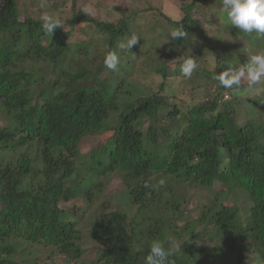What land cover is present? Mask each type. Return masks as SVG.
<instances>
[{"label":"trees","instance_id":"1","mask_svg":"<svg viewBox=\"0 0 264 264\" xmlns=\"http://www.w3.org/2000/svg\"><path fill=\"white\" fill-rule=\"evenodd\" d=\"M196 3L180 5L177 21L159 13L169 25L162 52L155 40L142 41L137 13L111 23L74 12L51 35L40 19H20L18 0H0V264H36L43 249L79 261L80 218L72 220L60 202L79 195L90 202L111 174L123 183L132 212L104 210L89 222L88 238L98 247L90 264H144L154 240L169 246L182 234L174 264H246L250 251L264 264V91L241 97L233 61L239 47L209 39L192 16ZM179 27L187 37L174 41ZM76 30L92 37L69 46ZM131 35L140 42L129 51L121 45ZM240 35L255 54L264 53V35ZM180 52L184 61L215 56L214 70L201 72L215 92L192 106L171 104L184 90L173 80L188 79L182 67L170 74ZM239 59L243 70L249 59ZM138 70L159 81L144 84L133 74ZM106 133V143L80 153L84 138ZM176 184L223 190L188 219L169 188ZM226 193L250 200L245 222L239 209L222 204ZM206 235L215 245L197 248Z\"/></svg>","mask_w":264,"mask_h":264},{"label":"rangeland","instance_id":"2","mask_svg":"<svg viewBox=\"0 0 264 264\" xmlns=\"http://www.w3.org/2000/svg\"><path fill=\"white\" fill-rule=\"evenodd\" d=\"M189 1L190 0H18V13L20 19H40L42 15H49L53 18H59L62 25H65L74 12L77 14H85L83 13V9L85 8L92 10L91 14L87 15L99 21L111 23H116L121 18L122 13L129 15L137 13L139 16L136 19V27L142 41L149 43L155 40L157 50L163 52L168 40L164 34L167 29L169 30V25L159 16V13L164 14L171 20L177 21L181 16L180 5ZM41 4L44 6L41 7ZM196 6L197 7L193 9L192 16L205 29L209 39H219L220 45L225 43L224 45H228L231 49H233L234 46H238L237 52L239 58L240 53L248 59L252 55H256L255 52L257 51L255 50L257 49L252 50L246 44V41L242 39L240 32L228 24L221 4L219 6L214 0H197ZM91 37V33L84 35L76 30L75 34L66 44L70 46L79 41V39L83 38L89 40ZM214 44L217 45L216 42H214ZM250 49L252 53H250ZM180 53L173 54L174 60L169 64L170 74H172L175 67L179 69L183 66L184 58L182 53ZM239 58L236 59L235 56L233 57V61L240 67ZM193 59H195L194 56ZM195 61L198 67L190 78L183 79V81L173 80V87H179L182 84L184 90L178 95L181 101L172 99V105L177 107L179 105L183 107L186 105L192 106L204 100L206 91L211 93L215 92V87L210 86L208 82H203L205 79L201 77V72H212L216 67L214 54H208L200 60L196 58ZM135 65L136 68H139L140 60H137ZM239 67L236 68L235 71L239 73L240 85L244 86V89L240 92L241 97H253L254 94L263 92L264 79H262L254 89H250L247 76L243 74V70ZM137 72H139V70L133 73L135 78L144 84L148 83L154 85L159 81L158 77L148 74L146 71L145 73L143 71L140 75ZM226 94L228 98L225 99V101L231 98L228 93ZM170 109V107H167L165 110ZM4 125L5 120L0 117V126ZM144 125L145 129L146 123ZM181 126H183V124H181ZM110 135V133H106L102 136H88L84 138L80 144V153L85 155L93 148L106 143ZM101 179L102 187L99 188V192L92 196L90 202H88L83 195H79L69 202H60L61 208L67 211L68 215H72V212L74 213L73 217L70 216L72 220L80 218L79 228H81L82 235L84 236L81 244L84 249V254L80 260L68 261L63 256L51 254V251L43 249L36 255V264H90L95 258L98 247L88 238L89 222L97 218L104 210L107 212L118 210L123 213L126 212V214L131 216L132 208L127 205L126 189L120 178L116 174H111ZM169 188L175 193L176 198H179L182 202V208L185 210V216L188 219H195L200 207L206 205L217 191L223 190L217 185L211 188H191L186 184H176ZM222 204L225 206H234L239 209V214L242 215L245 222V209L251 206V202L247 196L243 193H226L222 199ZM178 225L182 226V222L178 223ZM183 241H185L183 234L182 237H170V242H175L176 245H179ZM194 245L197 248L200 247V245L213 247L215 245V240L211 238L210 235H206L203 236L201 240L194 242ZM255 258V253L250 251L247 254L245 263L257 264ZM208 264L218 263L211 260Z\"/></svg>","mask_w":264,"mask_h":264},{"label":"clouds","instance_id":"3","mask_svg":"<svg viewBox=\"0 0 264 264\" xmlns=\"http://www.w3.org/2000/svg\"><path fill=\"white\" fill-rule=\"evenodd\" d=\"M222 10L225 14L228 24L237 29L241 33L264 35V0H220ZM41 7L44 5L41 4ZM91 9H83V13L91 14ZM41 28L45 33L53 35L54 31L61 27L59 18H53L49 15L40 17ZM187 34L182 28H177L171 32V39L186 38ZM140 38L137 35H131L127 42L122 47L131 51L138 45ZM107 67L110 69L116 68V58L110 57L107 61ZM198 67L193 58H188L182 66V74L186 78H190L192 73ZM243 74H246L248 86L254 89L255 86L264 79V53L252 55L249 58L248 66L243 69ZM239 83V81H233ZM163 184V181H160ZM148 187V185H145ZM181 245H176L175 242H170L166 246L159 240H154L149 249L144 264H174L170 260V256L180 250Z\"/></svg>","mask_w":264,"mask_h":264},{"label":"built area","instance_id":"4","mask_svg":"<svg viewBox=\"0 0 264 264\" xmlns=\"http://www.w3.org/2000/svg\"><path fill=\"white\" fill-rule=\"evenodd\" d=\"M228 98V95L227 94H224V96H223V99L222 100H224L225 101V99H227Z\"/></svg>","mask_w":264,"mask_h":264}]
</instances>
